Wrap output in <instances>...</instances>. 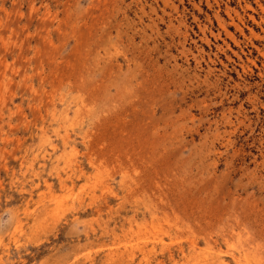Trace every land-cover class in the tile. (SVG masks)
I'll return each instance as SVG.
<instances>
[{
	"label": "rangeland",
	"instance_id": "obj_1",
	"mask_svg": "<svg viewBox=\"0 0 264 264\" xmlns=\"http://www.w3.org/2000/svg\"><path fill=\"white\" fill-rule=\"evenodd\" d=\"M263 9L0 0V264H264Z\"/></svg>",
	"mask_w": 264,
	"mask_h": 264
},
{
	"label": "bare ground",
	"instance_id": "obj_2",
	"mask_svg": "<svg viewBox=\"0 0 264 264\" xmlns=\"http://www.w3.org/2000/svg\"><path fill=\"white\" fill-rule=\"evenodd\" d=\"M264 10V9H263ZM220 24V23H219ZM222 24V23H221ZM226 26V25H225ZM222 27H223V24H222ZM225 32V31H224ZM261 53V52H260ZM239 57V56H238ZM248 60V59H247ZM63 185V184H62ZM1 244V243H0Z\"/></svg>",
	"mask_w": 264,
	"mask_h": 264
}]
</instances>
